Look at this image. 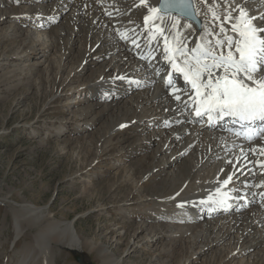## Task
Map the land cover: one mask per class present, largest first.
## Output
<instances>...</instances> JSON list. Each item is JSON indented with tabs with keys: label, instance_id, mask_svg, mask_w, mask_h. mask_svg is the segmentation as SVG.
<instances>
[{
	"label": "bare ground",
	"instance_id": "obj_1",
	"mask_svg": "<svg viewBox=\"0 0 264 264\" xmlns=\"http://www.w3.org/2000/svg\"><path fill=\"white\" fill-rule=\"evenodd\" d=\"M5 1L8 0H0V4ZM23 1L38 2L18 0ZM158 2L54 0L52 11L41 4L15 5L13 12L0 10V22H6L10 16L28 20L29 25L37 27L48 25L60 16L64 21L72 19L66 43L69 51L77 49L80 54L78 72L91 68L89 64H98L84 79L90 90L88 96L117 98V92L126 90L130 83L145 86L109 102L86 99L89 103L83 109L87 111L83 116L85 127L78 132L89 129L110 110L118 108L117 116L108 114V123L103 122L105 129L100 140L106 138L105 144H110L132 138L129 153L125 151L129 157L148 153L157 144L152 153L140 156L128 166L135 171L149 164L148 170L138 172L143 176L158 172L165 175L164 182L170 181L173 190L170 195L163 198L156 192L150 199L169 208L170 213L164 214V219L178 221L172 210L185 212L182 215L192 224L178 221L175 233L176 229L185 232L188 227L202 226V232L195 234L196 240H193L199 254L194 252L192 258L198 260L212 251L223 250L228 253V260L223 264H264V137L243 144L232 135L201 128L193 119V111L201 109L197 105L214 107L216 99L228 88L233 87L239 94H245L250 88L264 93V68L254 70L251 58L242 52L244 44H249L250 50L264 57V1L195 0L202 29L180 15L160 12ZM4 12L7 13L2 18ZM78 24L83 25V34L76 35ZM23 31L29 35L37 33L39 41L43 39L46 47L40 50L46 56L47 50L56 47L55 38L63 39L67 32L52 26L48 31L52 40L45 39L44 31L36 32L32 28ZM84 38L90 42L87 48H83ZM33 47L34 51L38 49L35 44ZM100 48L104 49L99 51ZM102 58L106 60L100 62ZM171 66L175 71L173 77L178 75L179 68L189 72L193 86L185 85L182 79L177 91L165 85L166 69ZM160 188L162 185L156 187L158 191ZM48 213L47 206L25 203L15 214L17 239L25 232L23 216L31 226L39 227L32 237L34 240L22 248L17 264H54L56 252L63 246L79 256L84 252L73 220L48 222ZM201 219L205 220L200 224ZM165 232L152 237L150 242L161 241L167 235ZM90 246L95 247L92 242ZM101 254H109L105 246ZM104 264L126 263L113 257L105 259Z\"/></svg>",
	"mask_w": 264,
	"mask_h": 264
},
{
	"label": "rangeland",
	"instance_id": "obj_2",
	"mask_svg": "<svg viewBox=\"0 0 264 264\" xmlns=\"http://www.w3.org/2000/svg\"><path fill=\"white\" fill-rule=\"evenodd\" d=\"M53 1L8 0L0 4V10L13 12L15 5L38 4L51 10ZM4 13L2 18L7 12ZM73 22L70 18L64 21L63 16L37 27L29 25L28 20L10 16L6 22H0V264H17L22 248L34 240L32 237L38 231L39 227L31 226L23 216L25 232L16 238L15 214L25 203L47 206L48 222H74L84 252L79 256L71 249L60 247L54 264H104L105 259L113 257L121 258L126 264H187L188 261L190 264H221L228 260V253L223 250L212 251L211 255H203L198 260L192 258L194 252L199 254L193 240H196L195 234L202 232V226L194 229L184 225L188 231L176 229L175 233L178 221L192 224L182 215L184 211L172 210L171 214H176L178 221L164 219V214L170 213L169 208L150 199L156 192L163 198L170 195L173 191L170 181L164 182L165 175L158 172L152 171L148 176L138 172L148 170L149 164L135 171L129 169L128 164L152 153L157 144L148 153L129 157L127 149L132 138L114 140L110 144H105L106 138L100 140L105 129L103 122L108 123V114L117 116L118 108L110 110L89 129L78 132L85 127L87 111L83 109L89 103L86 99L109 102L145 86L130 83L126 90L117 92V98L88 96L90 90L84 79L98 64H89L91 68L78 72L80 54L77 49L69 51L66 43ZM78 25L76 35L83 34V25ZM52 26L67 32L63 39L55 38L56 47L47 50L46 56L41 51L42 46L46 47L43 39L39 41L37 33L29 35L23 30L44 31L45 39L53 40L48 32ZM89 45V40L84 38L83 48ZM13 57L19 59L11 60ZM104 60L106 58L100 62ZM34 61L43 62L33 64ZM29 65L34 68L30 69ZM91 114L94 116L95 112ZM160 185L162 188L158 191L156 187ZM165 231L167 235L161 241L150 242L152 237L166 234ZM104 246L109 251L107 257L101 254Z\"/></svg>",
	"mask_w": 264,
	"mask_h": 264
},
{
	"label": "water",
	"instance_id": "obj_3",
	"mask_svg": "<svg viewBox=\"0 0 264 264\" xmlns=\"http://www.w3.org/2000/svg\"><path fill=\"white\" fill-rule=\"evenodd\" d=\"M158 7L164 13L175 12L196 21L200 25L193 0H160Z\"/></svg>",
	"mask_w": 264,
	"mask_h": 264
}]
</instances>
